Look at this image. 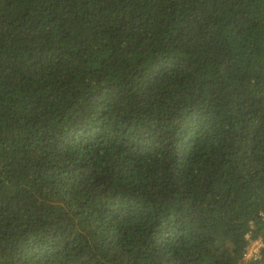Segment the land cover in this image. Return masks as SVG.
<instances>
[{"label":"trees","instance_id":"16d2710c","mask_svg":"<svg viewBox=\"0 0 264 264\" xmlns=\"http://www.w3.org/2000/svg\"><path fill=\"white\" fill-rule=\"evenodd\" d=\"M0 264H264V0H0Z\"/></svg>","mask_w":264,"mask_h":264},{"label":"built area","instance_id":"2783aa9c","mask_svg":"<svg viewBox=\"0 0 264 264\" xmlns=\"http://www.w3.org/2000/svg\"><path fill=\"white\" fill-rule=\"evenodd\" d=\"M252 247H255V250H252ZM261 247H262V242L257 240L254 246H251V244L249 245L247 255L251 256V255L258 254Z\"/></svg>","mask_w":264,"mask_h":264},{"label":"rangeland","instance_id":"374dc122","mask_svg":"<svg viewBox=\"0 0 264 264\" xmlns=\"http://www.w3.org/2000/svg\"><path fill=\"white\" fill-rule=\"evenodd\" d=\"M255 243H256V240H254V241H251V246H254V245H255ZM252 250H255V247H252Z\"/></svg>","mask_w":264,"mask_h":264}]
</instances>
